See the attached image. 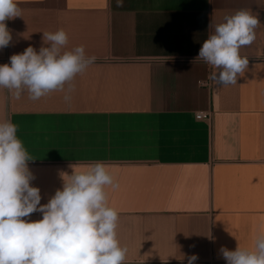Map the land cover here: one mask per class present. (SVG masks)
Wrapping results in <instances>:
<instances>
[{
	"label": "crops",
	"instance_id": "1",
	"mask_svg": "<svg viewBox=\"0 0 264 264\" xmlns=\"http://www.w3.org/2000/svg\"><path fill=\"white\" fill-rule=\"evenodd\" d=\"M16 3L0 64L48 46L43 33L59 29L69 37L64 50L83 45L94 57L63 90L38 99L0 87V122L17 126L40 203L62 188L70 164L101 161L118 185L105 191L125 264H188L192 254L194 264H227L221 247L255 250L264 234V0ZM241 9L260 20L240 49L248 67L235 84L213 83L211 65L190 61Z\"/></svg>",
	"mask_w": 264,
	"mask_h": 264
},
{
	"label": "clouds",
	"instance_id": "2",
	"mask_svg": "<svg viewBox=\"0 0 264 264\" xmlns=\"http://www.w3.org/2000/svg\"><path fill=\"white\" fill-rule=\"evenodd\" d=\"M115 6L122 8L124 0H115ZM19 16L16 0H0V49L12 41L6 21ZM259 24L258 16L245 9L226 16L190 63L201 59L211 65L207 79L213 83L235 84L249 64L240 49L254 41ZM42 40L48 46L37 51L30 45L0 64V87L38 99L63 90L94 61L83 45L64 50L69 40L64 29L43 33ZM31 160L17 126L0 122V264H125L127 249L116 234L119 215L105 191L118 186L108 166L101 161L82 168L70 164L71 174L61 173L62 188L41 204L40 189L31 183ZM37 211L42 219H25ZM220 252L227 264H264V234L257 237L255 250L237 245ZM197 259L196 254L188 256V264Z\"/></svg>",
	"mask_w": 264,
	"mask_h": 264
},
{
	"label": "built area",
	"instance_id": "3",
	"mask_svg": "<svg viewBox=\"0 0 264 264\" xmlns=\"http://www.w3.org/2000/svg\"><path fill=\"white\" fill-rule=\"evenodd\" d=\"M207 117H208L207 115H203V114L197 115L198 119H203V118H207Z\"/></svg>",
	"mask_w": 264,
	"mask_h": 264
}]
</instances>
